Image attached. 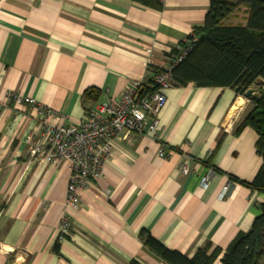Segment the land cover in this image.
I'll list each match as a JSON object with an SVG mask.
<instances>
[{"label":"crops","instance_id":"1","mask_svg":"<svg viewBox=\"0 0 264 264\" xmlns=\"http://www.w3.org/2000/svg\"><path fill=\"white\" fill-rule=\"evenodd\" d=\"M162 2L155 11L131 0H0V264H165L140 230L191 257L207 242L224 251L259 213L264 194L229 178L250 182L262 162L255 131H234L249 101L229 87L167 88L156 134L118 140L103 176L80 191L78 210L66 208L68 163L29 153L40 107L57 112V125L76 124L145 82L149 66L171 61L202 26L210 0ZM65 213L69 234L58 242Z\"/></svg>","mask_w":264,"mask_h":264},{"label":"trees","instance_id":"2","mask_svg":"<svg viewBox=\"0 0 264 264\" xmlns=\"http://www.w3.org/2000/svg\"><path fill=\"white\" fill-rule=\"evenodd\" d=\"M131 1L155 11L163 8L162 0ZM239 6L244 7L245 22L233 24L231 19ZM179 47L171 51L172 58L181 49H189L171 68L172 86L183 87L191 83L196 87H229L236 95L248 99L250 108L234 131L238 134L244 127L255 131V151L262 162L250 182L229 178L264 194V0H240L239 3L210 0L202 26L194 28L185 41L179 42ZM160 70L162 68L149 66L151 74L142 83L144 92L153 89L151 75ZM220 142L221 137L215 149ZM258 208L259 213L249 229L239 234L224 251L207 242L187 257L165 247L147 230H140L138 237L165 264H264V203ZM128 264L141 263L133 259Z\"/></svg>","mask_w":264,"mask_h":264},{"label":"built area","instance_id":"3","mask_svg":"<svg viewBox=\"0 0 264 264\" xmlns=\"http://www.w3.org/2000/svg\"><path fill=\"white\" fill-rule=\"evenodd\" d=\"M189 48L166 63L162 70L151 75L153 89L144 92L142 82H133L118 98L107 99L93 109L85 110L78 123L57 125L50 118H57V112L40 107L43 118L39 122L40 132L36 139L27 137L31 157L51 164L66 162L69 177L66 189V208L78 210L80 191L90 180L103 176L105 162L111 156L115 143L129 136L154 135L159 128V112L166 102L164 91L172 86L170 71ZM18 103L36 104L30 97L16 96ZM168 148L160 144L158 155L166 157ZM183 173H188L186 162L181 164ZM209 174L201 178V186L208 184ZM224 186L222 194L227 191ZM70 221L63 214L59 222L58 240L69 234Z\"/></svg>","mask_w":264,"mask_h":264},{"label":"rangeland","instance_id":"4","mask_svg":"<svg viewBox=\"0 0 264 264\" xmlns=\"http://www.w3.org/2000/svg\"><path fill=\"white\" fill-rule=\"evenodd\" d=\"M244 15V13H243V7L242 8H240V10L239 11H236L235 12V16H236V19H231L233 22H237V21H239V19L242 17H244L243 16ZM250 104V103H249ZM249 108H250V105H249Z\"/></svg>","mask_w":264,"mask_h":264},{"label":"water","instance_id":"5","mask_svg":"<svg viewBox=\"0 0 264 264\" xmlns=\"http://www.w3.org/2000/svg\"><path fill=\"white\" fill-rule=\"evenodd\" d=\"M248 94H250V91H248Z\"/></svg>","mask_w":264,"mask_h":264}]
</instances>
